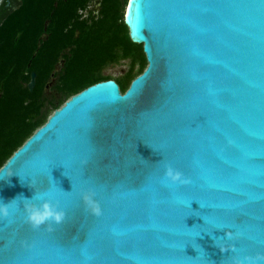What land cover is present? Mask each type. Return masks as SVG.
<instances>
[{"label": "water", "instance_id": "water-1", "mask_svg": "<svg viewBox=\"0 0 264 264\" xmlns=\"http://www.w3.org/2000/svg\"><path fill=\"white\" fill-rule=\"evenodd\" d=\"M124 19L145 69L125 92L106 79L69 97L1 166L0 264L264 253V0H128ZM43 200L65 216L34 228L25 204Z\"/></svg>", "mask_w": 264, "mask_h": 264}, {"label": "trees", "instance_id": "trees-1", "mask_svg": "<svg viewBox=\"0 0 264 264\" xmlns=\"http://www.w3.org/2000/svg\"><path fill=\"white\" fill-rule=\"evenodd\" d=\"M127 1L2 0L0 168L49 116L44 112L43 92L58 60L56 46L73 44L75 48L66 58V67L59 78L64 96L55 107L101 80L115 79L123 92L145 69L147 59L143 45L131 40L125 23ZM93 2L99 6L98 14L85 17L83 10ZM7 6L18 7L9 11ZM68 27L71 30L66 31ZM46 32L50 35L39 46L40 37ZM122 59L132 61L126 74L120 78L103 74L106 65ZM33 72L36 73L35 86L30 89Z\"/></svg>", "mask_w": 264, "mask_h": 264}, {"label": "clouds", "instance_id": "clouds-1", "mask_svg": "<svg viewBox=\"0 0 264 264\" xmlns=\"http://www.w3.org/2000/svg\"><path fill=\"white\" fill-rule=\"evenodd\" d=\"M164 176L172 182H178L180 184H187L190 182V177L185 176L181 170L174 168L171 164L165 165ZM81 198L84 204L89 210L95 214H101V207L98 200L95 199V193L93 191L84 190L81 193ZM16 198L10 200L14 201ZM30 201V200H27ZM9 201H0V218L7 217L9 215ZM26 219L34 227L37 228L46 222L54 221L60 223L65 216L64 209L54 205L49 200H43L39 205L35 203L25 204ZM50 230V225H49ZM231 235V233H228ZM221 251L224 250V246H220ZM234 264H264V253H258L256 256H244L242 258H235Z\"/></svg>", "mask_w": 264, "mask_h": 264}, {"label": "flooded vegetation", "instance_id": "flooded-vegetation-1", "mask_svg": "<svg viewBox=\"0 0 264 264\" xmlns=\"http://www.w3.org/2000/svg\"><path fill=\"white\" fill-rule=\"evenodd\" d=\"M94 3V2H93ZM92 4V3H91ZM18 6H7L8 10L9 11H12L14 10L15 8H17ZM99 12V6L97 4V6H88L86 9L83 10V14L85 15V17H90L92 15H97ZM89 20L91 18H88ZM92 21V20H90ZM74 22V21H73ZM47 25L49 23V20L46 21ZM70 27H72V25H70ZM47 30V28H45ZM71 30V28H67L66 31H69ZM76 31V30H75ZM50 34H47L44 33L41 37H40V40H39V43L41 41H45L48 39ZM76 37L78 36V32H76ZM75 48V46L72 44V45H59L56 46L54 49H58L59 53L57 55V58L58 60L56 61L55 63V66L53 67L52 69V72H51V76H50V79L47 81L46 85H45V88H44V92H43V95H44V100H45V107H44V112H48L49 115L57 108L59 107H55V105H58L59 102L61 101V99L63 98V94L60 90V86L61 84L59 83V78L61 76V73L63 72L64 68L66 67V58L68 56H70V54H72V49ZM124 60V59H122ZM132 63V61H131ZM112 64V63H110ZM109 65V64H108ZM147 65V64H146ZM107 66V65H106ZM105 66V67H106ZM131 66V65H130ZM104 67V68H105ZM130 70V69H129ZM127 70L126 73L129 71ZM125 73V74H126ZM125 92V91H123ZM71 97V96H70ZM68 99V98H67ZM66 99V100H67ZM65 100V101H66ZM64 101V102H65ZM64 104V103H62Z\"/></svg>", "mask_w": 264, "mask_h": 264}, {"label": "rangeland", "instance_id": "rangeland-1", "mask_svg": "<svg viewBox=\"0 0 264 264\" xmlns=\"http://www.w3.org/2000/svg\"><path fill=\"white\" fill-rule=\"evenodd\" d=\"M90 6L92 7L97 6V3L94 2ZM125 11H126V4L124 7V16H125ZM130 65H131V59L120 60L118 62L107 65L103 69V74L111 75L115 78H120L126 73L127 70L130 69V67L132 66Z\"/></svg>", "mask_w": 264, "mask_h": 264}]
</instances>
